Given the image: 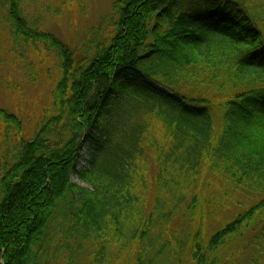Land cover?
<instances>
[{
    "label": "trees",
    "instance_id": "trees-1",
    "mask_svg": "<svg viewBox=\"0 0 264 264\" xmlns=\"http://www.w3.org/2000/svg\"><path fill=\"white\" fill-rule=\"evenodd\" d=\"M33 4L12 51L60 77L32 136L0 104V264H264V0H114L79 47Z\"/></svg>",
    "mask_w": 264,
    "mask_h": 264
},
{
    "label": "rangeland",
    "instance_id": "rangeland-1",
    "mask_svg": "<svg viewBox=\"0 0 264 264\" xmlns=\"http://www.w3.org/2000/svg\"><path fill=\"white\" fill-rule=\"evenodd\" d=\"M113 2L114 0H51V14L45 16L39 15L36 4L31 5L30 9L34 14L38 10V16L42 18L43 31L52 32L62 41L73 47H79L101 18L110 12ZM9 34L6 11H2L0 104L9 111L17 113L22 119L25 134L32 136L43 111L51 104L54 84L60 77L59 61L53 53L40 55L30 51L24 57L18 56L12 51ZM1 142L0 140V144ZM84 154L85 150L82 151V155ZM87 164V159L82 158L78 167L82 168ZM71 178L77 184L88 186L76 174H72ZM211 187L216 190V185Z\"/></svg>",
    "mask_w": 264,
    "mask_h": 264
}]
</instances>
